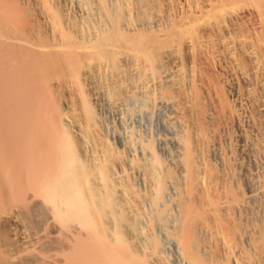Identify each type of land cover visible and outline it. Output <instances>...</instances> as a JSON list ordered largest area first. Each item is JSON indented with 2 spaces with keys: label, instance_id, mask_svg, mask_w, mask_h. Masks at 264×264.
<instances>
[{
  "label": "bare ground",
  "instance_id": "obj_1",
  "mask_svg": "<svg viewBox=\"0 0 264 264\" xmlns=\"http://www.w3.org/2000/svg\"><path fill=\"white\" fill-rule=\"evenodd\" d=\"M0 264H264V0H0Z\"/></svg>",
  "mask_w": 264,
  "mask_h": 264
}]
</instances>
